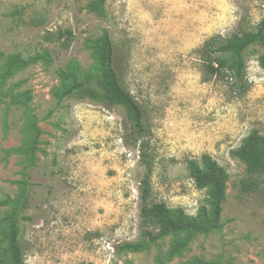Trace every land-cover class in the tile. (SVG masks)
<instances>
[{
	"label": "rangeland",
	"instance_id": "rangeland-1",
	"mask_svg": "<svg viewBox=\"0 0 264 264\" xmlns=\"http://www.w3.org/2000/svg\"><path fill=\"white\" fill-rule=\"evenodd\" d=\"M93 1L0 0V264H9L4 232L13 210L3 202L23 188L25 264H264V174L247 173L232 156L251 132L264 136V47L243 53L245 76L236 83L202 52L211 38L254 32L264 2L104 0L99 15ZM104 32L115 71L144 112L148 133L139 142L121 106L82 92L58 99L72 67L94 73L93 44ZM14 54L37 60L6 74ZM202 156L226 173L219 229L151 242L156 228L140 218L146 175L152 202L211 223L209 193L186 168ZM124 243L145 248L121 252Z\"/></svg>",
	"mask_w": 264,
	"mask_h": 264
},
{
	"label": "trees",
	"instance_id": "trees-1",
	"mask_svg": "<svg viewBox=\"0 0 264 264\" xmlns=\"http://www.w3.org/2000/svg\"><path fill=\"white\" fill-rule=\"evenodd\" d=\"M264 2V0H262ZM104 0H97L90 3V10L101 15ZM69 35L71 33H68ZM264 47V21H261L254 32L244 33L241 36L233 35L227 39L214 37L209 39L202 47V52L206 56H216L215 72L223 71L235 83L242 81L245 76V61L243 53L253 45ZM94 73L81 74L70 69L73 75L65 82V88L58 95V99L67 98L80 92L85 93L95 102L103 104L105 107L121 106L131 123L133 134L137 141H141L148 133V128L144 119V112L141 106L135 101L130 93L121 83L114 68V45L107 32L93 44ZM34 57L23 60L19 54L11 55L5 63L6 74L19 68H25L34 63ZM264 66V56L261 60ZM64 74V73H63ZM63 82V80H62ZM35 132L33 146L37 141L38 129L35 122H32ZM139 151L142 165L146 172H150L151 161L148 155H144V147L140 142ZM232 156L238 159L244 166L247 173L252 175L264 174V136L257 131L251 132L243 139L241 145L232 152ZM186 168L189 177L193 180L196 188L207 189L211 205V223L199 224L190 219L182 211H171L163 203H156L150 200L149 177L146 175L140 181V218L146 223L156 228L155 234L149 233L151 242L164 239L169 236H179L186 234L188 238L199 234H208L219 229V218L221 205L224 201V183L226 181L225 171L210 157L202 156L199 163L194 160L186 161ZM30 177V176H26ZM25 180V179H24ZM28 184L27 179L24 186ZM27 189L23 188L21 196L15 201H5L4 205H12L13 210L7 217L8 227L4 232L7 242L6 252L9 256V264H25V251L23 249L17 226L18 213L29 204ZM149 241V243H150ZM188 239L183 242H176L171 250L175 254L183 249ZM144 244L124 243L119 245L121 252H138L143 250Z\"/></svg>",
	"mask_w": 264,
	"mask_h": 264
},
{
	"label": "bare ground",
	"instance_id": "bare-ground-1",
	"mask_svg": "<svg viewBox=\"0 0 264 264\" xmlns=\"http://www.w3.org/2000/svg\"><path fill=\"white\" fill-rule=\"evenodd\" d=\"M197 23V22H196ZM187 31V30H186ZM99 116V115H98Z\"/></svg>",
	"mask_w": 264,
	"mask_h": 264
}]
</instances>
